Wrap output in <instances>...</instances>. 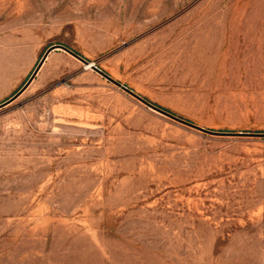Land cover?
Returning a JSON list of instances; mask_svg holds the SVG:
<instances>
[{
    "label": "rangeland",
    "instance_id": "rangeland-1",
    "mask_svg": "<svg viewBox=\"0 0 264 264\" xmlns=\"http://www.w3.org/2000/svg\"><path fill=\"white\" fill-rule=\"evenodd\" d=\"M55 44L264 133V0H0V103ZM0 264H264V137L53 51L0 109Z\"/></svg>",
    "mask_w": 264,
    "mask_h": 264
},
{
    "label": "water",
    "instance_id": "water-1",
    "mask_svg": "<svg viewBox=\"0 0 264 264\" xmlns=\"http://www.w3.org/2000/svg\"><path fill=\"white\" fill-rule=\"evenodd\" d=\"M53 51H63L64 53L72 56L76 60L80 61L85 67H89L92 71L96 72L97 74H99L100 76L105 78L107 81H109L110 83H112L113 85H115L116 87L121 89L123 92H125L126 94L130 95L131 97L135 98L136 100H138L139 102L144 104L146 107H148L152 111H154V112H156L162 116H165L171 120H174L180 124H183L189 128H192L194 130H197L199 132H203L206 134L215 135V136L246 135V136L264 137V133L217 132V131L207 130L205 128L199 127V126H197V125H195V124H193V123H191V122H189V121H187L181 117H178L175 114L151 103L150 101H148L144 97L135 93L130 88H128L125 85L121 84L120 82L114 80L107 73H105L100 68H98L94 63L89 62L88 60H86L85 58L80 56L79 54L75 53L73 50L69 49L66 46L60 45V44L52 45L45 50L44 54L40 58L39 62L37 63L36 67L34 68L32 74L30 75V77L28 78L26 83L15 94H13L10 98H8L4 102L0 103V109L9 105L10 103H12L15 99H17L28 88V86L32 83V81L34 80V78L36 77L38 72L40 71L41 67L43 66V64L46 61L49 54Z\"/></svg>",
    "mask_w": 264,
    "mask_h": 264
},
{
    "label": "bare ground",
    "instance_id": "bare-ground-1",
    "mask_svg": "<svg viewBox=\"0 0 264 264\" xmlns=\"http://www.w3.org/2000/svg\"><path fill=\"white\" fill-rule=\"evenodd\" d=\"M86 69H90L89 67H85Z\"/></svg>",
    "mask_w": 264,
    "mask_h": 264
},
{
    "label": "trees",
    "instance_id": "trees-1",
    "mask_svg": "<svg viewBox=\"0 0 264 264\" xmlns=\"http://www.w3.org/2000/svg\"><path fill=\"white\" fill-rule=\"evenodd\" d=\"M75 52V51H74ZM76 53V52H75ZM78 54V53H77ZM168 111V110H167Z\"/></svg>",
    "mask_w": 264,
    "mask_h": 264
}]
</instances>
